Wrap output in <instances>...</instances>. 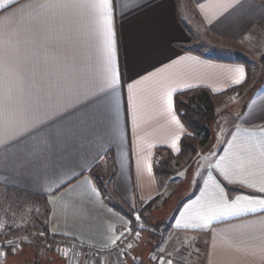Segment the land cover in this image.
I'll list each match as a JSON object with an SVG mask.
<instances>
[{
  "label": "crops",
  "instance_id": "obj_1",
  "mask_svg": "<svg viewBox=\"0 0 264 264\" xmlns=\"http://www.w3.org/2000/svg\"><path fill=\"white\" fill-rule=\"evenodd\" d=\"M59 2L0 0V185L43 199L54 237L111 247L141 210L149 219L165 211L160 218L169 217L168 225L157 248L144 250L147 256L154 252L172 264H264V210L250 203L264 199V78L234 100L243 104L228 117L219 147L182 168L186 175L175 189L155 170L166 153H180L188 134L176 106L179 92L204 88L219 95L247 81V65L214 55L209 41L234 43L246 55L244 45L264 33V0H111L121 69L126 50L143 46L138 74L122 76L118 101L101 91L103 59L90 10L41 7ZM242 147L251 149V163ZM109 152L117 204L90 172ZM222 169L255 186L228 183ZM217 182L230 202L240 197L242 208L257 211L219 208ZM206 215L215 216L207 225ZM75 255L77 264H126L124 256Z\"/></svg>",
  "mask_w": 264,
  "mask_h": 264
},
{
  "label": "rangeland",
  "instance_id": "obj_2",
  "mask_svg": "<svg viewBox=\"0 0 264 264\" xmlns=\"http://www.w3.org/2000/svg\"><path fill=\"white\" fill-rule=\"evenodd\" d=\"M209 43L211 52L218 57L232 60L242 57L248 61L252 77L244 90L231 92L215 101L216 113L209 126L210 139L203 145H198L197 143V153L188 157L173 159L171 174L165 177L166 181L172 183V189H175L176 185L178 186V181L186 175L185 169L182 172V168L189 167L191 161L198 154L203 153L205 149L219 147L220 136L223 128L227 127L228 117L233 111L239 110L243 104V99L237 105L233 104L234 100L240 96L246 97L247 94L252 92V84L255 85L264 78V33L244 45L242 48L246 52L244 56L237 53L240 46L234 43L217 40L212 37ZM226 106L231 112L218 111ZM232 121H234V118ZM188 133L190 132L188 131ZM102 173L98 170L94 172V176L100 183H103L104 187L111 190L109 175L102 176ZM176 195L175 191L171 193V197ZM167 202H171V200ZM46 206V202L43 199L0 185V243L4 244V248L0 250V253H4L0 255V264H77L75 260L77 251L74 249H63L59 245L58 239L48 233ZM164 214L165 211L155 219L150 218L147 230L143 229L138 238L129 244L125 250L110 257L124 256L126 264H132L131 260H129L132 257L134 260L133 264H157L159 259L163 260L165 264H168V261H171L172 264V258L159 257L154 252L152 254L148 253V256L143 253L144 250L151 248L154 231H159L160 234L165 231L168 222L162 223ZM155 227H158V229H155ZM137 249H139L140 254L134 255ZM80 255H84L87 258L93 257L83 253H80ZM110 257L94 258L97 261H105Z\"/></svg>",
  "mask_w": 264,
  "mask_h": 264
},
{
  "label": "snow or ice",
  "instance_id": "obj_3",
  "mask_svg": "<svg viewBox=\"0 0 264 264\" xmlns=\"http://www.w3.org/2000/svg\"><path fill=\"white\" fill-rule=\"evenodd\" d=\"M82 7L90 10L95 24V32L99 39V48L98 52L102 56L103 59V68H104V87L101 91H105L107 96H111L116 98L118 101V89L121 84L122 76H128L130 73L138 74V59L142 55L143 46L137 44L126 50L127 62L125 63L123 69H121L120 62L118 59V45L116 41V32H115V22L114 16L112 13V3L111 0H72V2H67V0H60L58 4H45L41 5V7ZM0 7H3L0 4ZM135 7H140V5H135ZM133 9H129L132 11ZM11 37L8 38L11 41ZM22 43V40L17 38L16 44ZM236 71L240 74L241 79L244 76V69L237 68ZM240 80H237L236 83H240ZM129 90L132 89V83H128ZM167 104L169 109L172 108L173 100L171 94L167 96ZM173 119L176 120L175 116ZM176 123L179 124V121L176 120ZM23 134V132L21 133ZM173 148H176L175 142L172 144ZM247 156L248 163H251L252 159V151L248 147H242L241 149ZM260 155L264 157V144L260 147ZM241 161V164L244 162V157H238ZM217 168H220V164H216ZM149 171H151V167L149 166ZM223 179L230 184H239L247 187H254L255 185L251 183H247L244 179H232L230 178V173L227 170L222 169ZM211 179V176H210ZM217 187L219 188V208H222L228 211V214H238V211H257L256 207H241L240 197H237L233 201H229L223 187L217 182ZM95 191V189H93ZM260 192H264V186L259 188ZM256 203L259 205L260 210H264V199L250 202ZM238 210V211H237ZM214 215H206L202 216L201 219L204 221L205 225L210 224L211 220L214 219ZM119 237L116 238L118 240ZM116 240H113V244L116 243ZM11 243V242H9ZM4 253H0L3 255ZM161 264H164L163 260H161ZM168 264H171V261H168Z\"/></svg>",
  "mask_w": 264,
  "mask_h": 264
},
{
  "label": "trees",
  "instance_id": "obj_4",
  "mask_svg": "<svg viewBox=\"0 0 264 264\" xmlns=\"http://www.w3.org/2000/svg\"><path fill=\"white\" fill-rule=\"evenodd\" d=\"M240 62H243L247 65L248 68V79L247 81L238 87H233L226 91L225 93L214 95L208 89L198 88L191 89L187 91H181L176 95V106L181 114V117L186 124V127L190 133L186 134L181 143V151L179 154L174 155L171 152L166 153L163 157H161L156 165V174L162 182H165V177L171 174L172 162L173 159H177L178 157H188L190 155H194L197 153V143L198 145L205 144L210 139V123L214 118L215 111V101L218 100L221 96L229 94L234 91H242L249 84L252 73L251 67L248 61L239 57ZM106 169V170H104ZM105 172L102 173V176L109 175L111 180V187L113 184V180L115 178V163L114 157L111 152L108 153L106 162L104 164H96L92 169L91 173L94 175V172L98 171ZM96 184L98 187L109 196V199L112 203L117 204L119 202L116 192L113 190H109L104 187L103 183H100L99 180L95 177ZM16 190V189H14ZM23 192V191H22ZM25 194L32 195L36 197V195L23 192ZM152 203L148 204L147 209L151 208ZM145 209L140 211V215L144 220V229L147 230L149 216L146 215ZM169 217H167L163 222H168ZM161 223V224H162ZM159 227V226H158ZM155 227V229H158ZM48 230V228H47ZM49 233V232H48ZM54 237V236H53ZM61 238V237H54ZM161 238V234L159 231H154L153 241L151 245V250H155L158 246L159 240ZM156 264V263H155Z\"/></svg>",
  "mask_w": 264,
  "mask_h": 264
},
{
  "label": "built area",
  "instance_id": "obj_5",
  "mask_svg": "<svg viewBox=\"0 0 264 264\" xmlns=\"http://www.w3.org/2000/svg\"><path fill=\"white\" fill-rule=\"evenodd\" d=\"M144 229V220L139 215L134 221L133 225L126 231L122 238L111 247H94L90 245H85L73 239L68 238H57L59 245L63 249H74L77 253H83L89 256L106 258L112 255H117L121 251L125 250L129 244H131L135 239L138 238L140 232ZM4 248V244L0 243V250Z\"/></svg>",
  "mask_w": 264,
  "mask_h": 264
}]
</instances>
